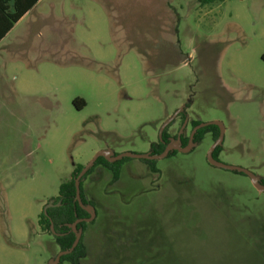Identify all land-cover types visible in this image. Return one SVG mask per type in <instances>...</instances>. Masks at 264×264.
Wrapping results in <instances>:
<instances>
[{"label":"rangeland","instance_id":"obj_1","mask_svg":"<svg viewBox=\"0 0 264 264\" xmlns=\"http://www.w3.org/2000/svg\"><path fill=\"white\" fill-rule=\"evenodd\" d=\"M114 1L57 0L68 18L55 23L56 43L9 63L17 86L0 97V264H53L59 247L39 219L61 183L100 151L149 155L176 113L173 141L193 120L218 121V159L264 178V0ZM213 143L209 132L152 159L157 172L128 157L116 181L97 165L83 181L95 217L80 264H264V191L211 164Z\"/></svg>","mask_w":264,"mask_h":264},{"label":"trees","instance_id":"obj_2","mask_svg":"<svg viewBox=\"0 0 264 264\" xmlns=\"http://www.w3.org/2000/svg\"><path fill=\"white\" fill-rule=\"evenodd\" d=\"M201 5H206L215 2H221L224 0H195ZM74 105L81 109L85 105V101L83 99L76 98L74 100ZM183 115V114H182ZM184 117V115H183ZM200 120H193L191 122L192 128L200 124ZM171 123L164 129L162 132L161 138L158 142H153L151 144V154L158 155L163 152L165 147L172 142V135L169 132V127ZM211 133L214 141L218 138L220 129L217 125H208L199 129L194 137V143H200L203 141L206 133ZM177 140V137H175ZM182 147H185L189 142V135H182L178 138ZM221 145L217 146L214 151V157L218 159L219 154L221 152ZM177 153V150H173L169 152L166 156H171ZM129 159L128 157H123L117 161L110 162L106 160L104 157H99L95 163L85 172L83 178L80 182L81 187V200L79 201L76 196V186H75V178L78 176L80 171L83 169L84 165H77L71 174V178L67 181L61 183L59 188V194L52 198L44 207L43 212L40 215L39 224L43 231H49V233L53 232L55 242L59 247V251L68 250L73 245L76 235L72 230V224L78 220L82 219L77 224V229L82 230V237L79 244L75 247L73 252L63 255L60 259L59 264H80L82 258H85L88 254V247L85 244V233L89 227V221L86 219L90 218L91 214L84 208L91 207L95 208V204L91 198L87 197V194L84 189L83 181L93 172L95 167L99 164H103L106 168L112 171L113 173V181L119 179L120 176V165L125 160ZM146 162H150L152 165L153 171H159L154 166V160L144 159ZM238 172V171H237ZM242 173V172H240ZM244 174V173H242ZM261 185H264V178L258 180Z\"/></svg>","mask_w":264,"mask_h":264},{"label":"crops","instance_id":"obj_3","mask_svg":"<svg viewBox=\"0 0 264 264\" xmlns=\"http://www.w3.org/2000/svg\"><path fill=\"white\" fill-rule=\"evenodd\" d=\"M129 1L115 0L114 6L129 4L132 7ZM165 4L168 5V2ZM65 16L57 8V0H0V97L17 86L11 78L9 63L33 56L40 51L42 42L45 45L55 44L59 38L55 23L60 18H68ZM42 27L45 28L43 32ZM69 36L72 39L75 37L72 21ZM53 54L46 55L51 57ZM104 169L108 170L106 167ZM104 169L97 171L102 174Z\"/></svg>","mask_w":264,"mask_h":264},{"label":"water","instance_id":"obj_4","mask_svg":"<svg viewBox=\"0 0 264 264\" xmlns=\"http://www.w3.org/2000/svg\"><path fill=\"white\" fill-rule=\"evenodd\" d=\"M177 115V113L169 118L166 122L163 123L162 127H161V135L162 132L164 131V129L173 121V119L175 118V116ZM208 125H217L220 129V133L218 138L214 141L213 145L211 146V148L209 149L208 153H207V158L208 161L218 167H222V168H226V169H231V170H235L238 172H242L244 174H247L254 186H256V188H258L259 190L264 191V185H261L258 182V178L252 174V172H250V170H248L247 168L241 167V166H235V165H230V164H226L222 161H220L219 159H216L214 157V151L217 148V146L221 145V143L223 142L224 139V128L222 126V124L218 121H210V122H201L200 124H198L197 126H195L190 135H189V142L185 147H182L180 144V141H173L171 143H169L165 149L163 150V152L161 154L158 155H147V154H120V155H109L107 151H100L94 158L92 161H90L87 165H85L83 167V169L80 171V173L78 174V176L75 178V186H76V196L77 199L80 201L81 200V187H80V182L81 179L83 178V175L85 174V172L95 163V161L100 157V156H104L106 157V159L108 161H117L123 157H136V158H142V159H159V158H164L166 157L169 152L173 151V150H178L181 152H187L193 145L194 143V137L196 132L203 128L206 127ZM84 208L91 214L90 218L86 219L87 221H91L93 219V217H95V213L94 211H92L91 207H86L84 206ZM82 219H78L76 220L73 224H72V230L74 231L75 235H76V239L73 243V245L71 246V248H69L68 250H62L59 251L58 254L56 255L53 264H59L60 259L63 255L69 254L71 252H73V250L75 249V247L79 244L81 237H82V230H78L77 229V224L81 221Z\"/></svg>","mask_w":264,"mask_h":264},{"label":"flooded vegetation","instance_id":"obj_5","mask_svg":"<svg viewBox=\"0 0 264 264\" xmlns=\"http://www.w3.org/2000/svg\"><path fill=\"white\" fill-rule=\"evenodd\" d=\"M189 135H190V134H189ZM150 154H151V153H150ZM151 155H152V154H151ZM90 175H91V174H90ZM99 177H100V176H99ZM99 177H98V178H99ZM91 179H92V181L96 180V179H94V178H91Z\"/></svg>","mask_w":264,"mask_h":264}]
</instances>
